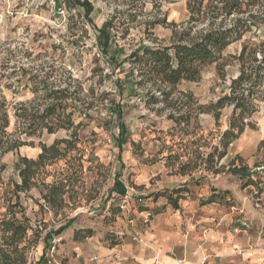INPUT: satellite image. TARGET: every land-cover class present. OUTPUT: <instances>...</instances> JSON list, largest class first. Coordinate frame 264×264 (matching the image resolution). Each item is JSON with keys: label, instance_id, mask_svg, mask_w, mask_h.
I'll list each match as a JSON object with an SVG mask.
<instances>
[{"label": "trees", "instance_id": "obj_1", "mask_svg": "<svg viewBox=\"0 0 264 264\" xmlns=\"http://www.w3.org/2000/svg\"><path fill=\"white\" fill-rule=\"evenodd\" d=\"M136 1L142 0H132L128 10L125 11L126 16L132 22L137 19V16L132 14L135 9L133 3ZM185 1L189 12V20L187 22L189 27L180 32L174 30L173 38L175 41L169 45H159V47L155 48L140 46L129 58L130 68L135 69V72H130L141 77L140 80L136 81L138 86L142 85L145 79H148L145 69H150L159 78L160 84L164 87L157 90H160L161 95L165 97V105L179 108L182 113H187L182 115L180 120H176L171 115L169 116V119L175 122L177 128L185 136L190 134L188 127L191 125V120L194 116H197V111L204 114L212 113L218 125L221 112H218L217 109L224 107L226 104H235V108H233L232 114L228 119L227 128L220 130L222 135L218 137V142L224 147V152L218 157L222 162L227 156L228 144L238 140L247 128H255L254 123H245V121L258 112L256 101L264 96L262 90L264 86V42L255 44V46H253L254 43L248 42L243 46L238 58L241 63V74L231 86L233 95L222 97L216 104L200 107L194 111L189 107V103L182 104L181 100L175 97L177 86L183 82H199L203 71L208 66L218 63L222 59L223 53L232 44L242 40L247 33L253 32L254 28L258 30V26L264 24V15L259 14V10L258 13H250L248 20L251 23L241 18V14L245 10L256 7L260 4V0H248L247 4L244 3V0ZM79 4L83 6L84 3L82 4L79 1ZM261 7L264 8V5H261ZM89 8L90 5L88 6ZM155 11L156 18L152 22L145 24L146 29L149 31L159 25H167L166 16L160 13V6H156ZM221 14L236 18L232 28L219 34L208 33L202 39L199 33L194 34L193 24H199L209 17L212 20L219 19ZM221 23L223 24V21ZM109 24L112 25V23H108L107 26ZM171 27L177 28L175 24H171ZM207 43L213 45L214 51L209 50ZM259 55L261 56L259 57ZM174 62L178 63L179 67L172 68ZM53 75V72L46 73L45 79L40 80L37 75H31L27 70H23L21 73V78L17 82L22 83L23 80H26L24 88L31 90L35 98L30 102L20 103L15 106L14 117L17 120L18 132L26 137H32L39 136L44 131L49 134H55L60 130H65L71 132L70 138L57 140L51 146L40 144V152L35 158L19 155L18 172L21 177L19 182L16 180L5 181L4 175L7 165L3 162V158L9 153H18L22 147L29 146V144L23 140L12 139V136L16 135L9 132L12 105L7 100L6 95L3 94V89H0V264H29L31 251L37 247L43 238L42 235L47 229L44 218L40 221L38 219L33 221L28 215V207L24 204V199L28 198L34 188L40 194V199L34 200L40 207V212H52L55 216L65 213L66 210L74 212L80 207L90 205L95 200V197L85 198V193L88 192L83 182L85 151L78 148L81 143L79 133L82 125L75 124L73 113L67 114L69 100L75 102V104L82 103L79 92L83 88L79 85L76 90L70 91L71 86L64 89L50 87L48 80ZM69 80H72L71 76ZM245 84L249 85L245 89L247 95L245 96L243 93L239 96L235 95L237 91L244 89ZM5 88L10 89L11 85H5ZM185 97L189 96L185 95ZM154 99L155 97H153ZM83 104L88 108L92 106V103L83 102ZM237 110H239V116L241 117L239 120L236 119ZM197 143L198 141L183 146L180 154L169 155L166 158L167 167L178 164L181 154L188 153L190 148L192 149V155L199 159L197 153L200 149L196 147ZM216 151V149H213L212 152L208 153L206 166L203 171L218 176L222 174L221 171L217 169L213 172L211 168L215 163ZM95 160L97 161V159ZM61 161L65 163V167L57 169L55 173H50L47 170L49 167L58 165ZM236 162L240 163V167H236ZM191 167L190 163H186L180 166L178 171L183 176L187 174ZM228 173L240 175L241 179H246L245 186L254 187L253 193L256 194V198L263 194L261 193V186H264V177L259 175L258 178L253 180L239 156L229 164ZM49 177H52V181L47 183ZM189 184L200 186L201 181L190 177L187 183L179 188L172 189V195L166 198L168 205L174 209H179V201L184 198V192H191V189L186 187ZM115 187L116 184L114 185ZM91 191L94 192V190ZM98 191L96 190L95 192L97 193ZM227 194L213 189L212 195L207 198V201L202 200L201 204L203 206L213 203L222 204L226 202ZM154 198L156 200L160 199V192L155 194ZM138 211L144 212L148 210L143 206H138ZM159 211L157 209L154 212L157 214ZM118 213H120V210H118ZM67 217L65 216V218ZM71 221V219L68 220L67 226L61 228L58 233L63 232ZM83 233H87L86 238L82 235ZM50 237L46 235L45 240L47 241ZM92 237H94V232L91 229H82L75 232L74 241L81 242ZM107 242L110 243V247H115L122 243L115 236H112Z\"/></svg>", "mask_w": 264, "mask_h": 264}, {"label": "rangeland", "instance_id": "obj_2", "mask_svg": "<svg viewBox=\"0 0 264 264\" xmlns=\"http://www.w3.org/2000/svg\"><path fill=\"white\" fill-rule=\"evenodd\" d=\"M79 1L82 2L83 6L79 4ZM32 7L29 9L27 15L33 16L34 19L32 24H29L24 27L23 31L25 33L32 32V38L29 41L30 43L36 45V50L34 52H25V59H31L32 56H36L38 59L42 55H46L44 52L45 45H40L39 41L48 39L53 40L54 37V29H51V25L49 21L55 22L57 19H66L69 21L68 24V32L71 33L73 39L69 41L73 48L82 49L79 53H73V55L77 56L79 63H87L88 60L85 59L90 58L91 61V76L96 75L97 73H101L105 71L102 63V58H107L104 63H107V72L108 79H111L113 75L116 76V86L119 89L120 95L123 97L125 92V86H128V91L130 94L137 95L135 92V88L138 86L137 82L132 80L133 74L130 71H125V65H128L129 68L130 56L138 50L140 46H149L145 44V40L151 41L152 44L159 45H169L175 41L173 38L174 28L171 27V24H175L177 27H180L182 24L189 20V12L187 10V5L185 0H170L165 3L174 4V5H182V8H173L170 11L164 12L163 7L159 3H154L153 8L156 6H160V13L166 16L167 25H159L161 29L160 33L157 34L156 28L152 31L146 29V23L152 22L145 21L142 33L138 35H133L137 31V21L139 17L144 14V9L147 7L145 3L142 1H136L133 3L135 7L132 14L137 16L135 22H132L125 11H123L120 15L119 20L117 21V17L115 15L112 16L111 19H93V14L96 12V7L94 6L93 0H45L44 3H40V0H30ZM56 2V6L54 5ZM90 5V10L88 6ZM21 7L19 2L17 3V8ZM77 8L82 9V11H75ZM64 13H68V15H63ZM108 23H112V25H108ZM117 25L119 27V34L117 35ZM20 26L17 25L16 28H13L12 31L15 32ZM47 27L50 31L53 32V35L50 36L48 33L43 31V28ZM2 28V26H0ZM35 29V31H33ZM169 29H173L171 34L169 35ZM104 33V34H103ZM252 36L255 38L253 40L252 37H248L247 33L245 37L232 44L222 55V59L215 64L208 66L202 73L201 79L199 82H183L177 86L176 98L181 100L182 104L189 103L194 111L200 107H207L212 104H216L222 97L226 96L225 89L221 87L225 81L230 80L228 84V88L231 89L232 83L237 80L241 74V63L238 60L243 46L250 42L255 43V41L259 40L261 33L259 30L256 32H250ZM246 37H248L246 39ZM130 40H135L139 45L135 50L131 51L129 54L125 55V44ZM243 41V43H242ZM107 42V43H106ZM264 41L255 44H261ZM47 47H50L51 53L59 54L61 56L67 55V49L62 43H51ZM261 55H259L260 57ZM239 62L238 74L232 71L235 69V63ZM48 71L46 73L53 72L54 75L58 71L55 67V63L47 64ZM23 70H27L26 68L20 69V74ZM43 71V67L41 68ZM45 73V74H46ZM15 75V73H13ZM89 76V79H91ZM70 78V77H69ZM76 77H72L71 79H75ZM218 78V79H217ZM26 80H23V87H25ZM49 81V80H48ZM18 83V82H17ZM98 83H103V77ZM21 84V83H18ZM10 86V85H9ZM83 88V85H80ZM70 87V86H69ZM68 87V88H69ZM264 92V86L262 88ZM70 91H73L70 88ZM93 96L96 95V90L94 88L89 89V94ZM110 93L104 92L99 96V100L102 102L104 99L109 97ZM189 96V97H185ZM214 96L215 100H208L206 104L200 103V98H207L208 96ZM7 100L12 105V119H11V127L9 132L12 134H16L18 132V124L17 120L14 117L15 106L20 103L30 102L34 100L35 95L31 92V90L24 88V94L21 95L19 89L13 91L12 87L8 89V94H6ZM13 98H15V102H13ZM87 103H92L91 107L82 106L77 108L75 102L69 100V107L67 108V114L73 113V121L76 125L81 124L82 127L80 129V140L78 148H81L85 151V164H84V173H83V182L85 184V188L88 191L85 193L86 197H95V200L90 204L94 205V202L97 198H100L101 203L97 207H102L106 213L109 215L103 216L102 224L104 227L109 226L114 222V213L115 216L119 215L123 218V211L119 207V203L112 199V194L115 192L119 196L129 197L126 193H124L123 187H120L122 184L120 180L125 182L123 179L127 177L129 183L128 186H133L136 188L135 183H132V178L136 176L135 171H125L127 169H135L141 166V162L137 160L138 156L141 157H150L152 161L157 159L156 156L150 155L147 151H145V144L149 140H151V146L155 148L156 144L164 141L165 136L164 133H167V140L164 144L163 150L159 152V157L166 161V158L169 155L180 154L181 149L185 145H190L193 142H196L200 139H203V136L200 133L203 131V125L199 124L198 121L201 116L204 115H213L212 113H199L197 116L191 120V125L188 127L189 135L185 136L184 133L177 128L175 122L169 119V116L163 121H153L151 124L150 131H142L139 137H132L130 133V128L134 127L135 118L128 110V106L126 104H120L116 101H110L111 108L109 111L114 116V119H109L106 115L97 117L91 111L96 106V100L85 101ZM264 102V101H262ZM230 105V104H228ZM233 111V109H232ZM163 110L161 109L156 114L157 116L161 115ZM198 113V111H197ZM260 113V109L258 108V112L254 115H258ZM232 114V113H231ZM196 115V114H195ZM79 117H85V119L89 122L97 121L95 129H91L89 131H84L88 129V124L85 122V119H79ZM223 113H221V117ZM231 115L224 117V123L221 124L219 120V126L216 123V129L225 130L228 126V119ZM142 118V117H141ZM213 119L216 121L215 116L213 115ZM169 121H171L175 127L169 128ZM217 122V121H216ZM158 124L162 125L159 127ZM255 124V128L252 133H256L260 127L264 126V118L258 120ZM103 131V135L101 132ZM63 132L65 135L63 137L58 136L57 134ZM180 133L183 134V138H181ZM71 132L60 130L55 134H49L44 131L39 136L27 137V139L23 140L27 142L29 146L22 147L20 151L9 153L4 156L3 162L7 165V173L10 169L12 172H18V160L20 156H26L28 158L37 157L40 152L39 145L44 144L46 146H51L57 140H64L70 138ZM213 133L211 131L204 132V135L211 136ZM25 136V135H23ZM249 136V135H248ZM254 136V135H253ZM26 137V136H25ZM47 141V142H45ZM192 147V146H191ZM261 153H264V141H261L258 145L257 153L253 157H258ZM73 155H75L73 153ZM239 155L233 156L231 162H233ZM243 162L244 166L247 167L248 172L251 174L252 178H258L261 175L260 172L253 173L251 171L252 168L259 169L262 164H264V160L252 158L247 161L239 156ZM93 159V160H92ZM97 159V161L95 160ZM146 161H145V165ZM65 167V163L63 161L59 162V164L47 168L50 173H55L57 169ZM165 168H168L166 163L164 164ZM236 167H240V163L236 162ZM228 172V170H227ZM232 174V173H231ZM233 175V174H232ZM236 176V175H233ZM240 176V175H239ZM5 181L15 180L14 176H5ZM147 183L143 187H139V191L143 188H151L153 186V179L160 180L161 177L156 176L154 178L146 177ZM241 179V177H240ZM197 180L203 181V176ZM243 182L246 179H241ZM52 181V177L47 179V183ZM103 181V196L101 197L100 191L98 190L96 185L100 184ZM116 187L114 188V185ZM201 186V185H200ZM198 186V187H200ZM91 190H94L92 192ZM113 190V192H112ZM151 197L154 198V194L150 193ZM33 198V199H32ZM138 198L147 199V197H142L138 195V197H133V200H137ZM40 199L39 191L31 192L28 195L27 199H24V204L28 207V215L29 217L35 221L38 219L39 221L44 218V222L47 224V229L43 233V238L40 243L37 245L35 249L31 251L29 264H76L77 263V254H71L69 251V247H65L63 241H65L66 236L72 230L74 226L79 228L83 227L84 229H91L94 232V237L98 238L101 243L107 242L108 239H111L112 236H115L114 233L106 232L103 236H97V229L93 226L95 225L96 218L94 216H89L88 214L93 211V208L90 205L85 207H80L78 210L71 212L66 210L65 213L60 214L59 216H55L52 212L41 213L40 207L35 203L34 200ZM42 203V201H41ZM34 206V207H33ZM138 208H135L137 210ZM120 210V213H118ZM125 211V210H124ZM65 216H68L65 218ZM76 218L75 220H73ZM87 218V219H84ZM72 220L68 227L61 233H58L59 230L65 226H67V221ZM83 225V226H82ZM46 235L51 236L47 241L45 240ZM63 239V241H58ZM56 248L55 256L51 257V250ZM72 259V261L70 260ZM76 261V262H75Z\"/></svg>", "mask_w": 264, "mask_h": 264}, {"label": "clouds", "instance_id": "obj_3", "mask_svg": "<svg viewBox=\"0 0 264 264\" xmlns=\"http://www.w3.org/2000/svg\"><path fill=\"white\" fill-rule=\"evenodd\" d=\"M18 2L21 5L19 8H17ZM44 2L45 0H40V3ZM131 2L132 0H93L94 6L96 7V12L93 14V19H111L112 16L115 15L118 21L121 13L130 6ZM143 3H145L147 7L144 9V14L141 15L137 21V31L133 33L134 36L142 33L145 21L154 20L156 18V11L153 8L154 3L161 4L164 12L170 11L173 8H182V5L165 3V0H143ZM244 3L247 4L248 0H244ZM261 5H264V0H260V4H258L256 7L245 10L241 14V18L251 23V21L248 20L250 13H258L259 10V14L264 15V8H262ZM31 7L32 5L30 0H0V26H2V28H0V89H3V94H8V89L5 88V85H11L13 91L19 89L20 94H24L23 83H17V80L21 78V68L28 69L31 75H37L40 80H44L45 73L48 71L47 64L54 62L58 71L48 81L50 87L64 89L71 86L72 90H76L79 85H83V90L79 92V95L82 98V103L77 104L76 107L79 108L84 106L83 102L85 101L96 100V106L91 111L97 117L106 115L109 119H114V116L109 111L112 106L110 101L114 100L117 103L126 104L128 106V110L135 118L134 127L130 128L129 130L132 137H139L142 131H150L153 121H163L169 115L173 116L176 120H180L182 115L187 114L186 112L182 113L179 108L167 107L165 105V97L161 95L160 90H157L164 86L160 84L159 78H157L150 69L144 70L148 79H145L142 85L135 88L137 95L130 94L128 91V86L126 85L123 97L120 95L119 89L116 86V76L113 75L111 79L107 78L109 75L107 72L108 65L107 63H104L107 58H102L105 71L91 76L90 58H85L88 60L87 63H79L77 56L73 55V53H79L82 51V49L73 48L69 43L73 37L67 30L69 21L66 19H57L55 22L49 21L51 29L55 30V38L53 40L44 39L39 41L40 45L46 46L44 48V52L47 53L46 55H42L39 59L36 56H32L31 59H25L24 53L30 51L34 52L37 47L36 45L29 42L32 38V32L30 31L25 33L23 31L25 26L32 24L33 22L35 10H33V16L30 17L27 15ZM75 11L80 12L82 9L77 8ZM63 15H68V13H64L62 16ZM161 15H163V13H161ZM184 19L185 23L174 29L176 32L183 31L189 27L186 22V17ZM221 21H223V24ZM235 22V17H227L226 14H221L219 19L212 20L211 17H209L204 19L203 22L199 24H193L192 28L195 30L194 34L199 33L200 38L202 39L208 33L219 34L225 32L227 29L232 28ZM17 25L20 27L17 29V31L13 32L12 29L16 28ZM258 30L261 35L259 40L255 41V43L264 41V24L259 25ZM33 31H35V29H33ZM43 31L48 33L50 36L53 35V32L47 27H44ZM160 31L161 29L159 26H157V34H159ZM172 31L173 29H169V35ZM256 31L257 29L254 28L253 33ZM116 34H119L118 25ZM248 37H252L253 40H255V38L252 36V33H249ZM248 37H246V39ZM51 43L64 44L68 54L61 56L59 54L51 53L50 47H47ZM144 43L153 48L159 47V44H152L149 40H145ZM255 43L253 46H255ZM138 46L139 45L135 40L126 42L124 54H129ZM207 47L209 50L214 51L213 45L211 43H207ZM234 63L235 69L232 71L238 74V69L240 67L239 62L237 61ZM42 67L43 71H41ZM177 67H179V64L174 62L172 64V68ZM130 70L135 72V69H131L128 65H125V71L127 72ZM13 73H15V75H13ZM70 76L76 78L69 80ZM89 76H91V79H89ZM102 77L103 83H98ZM140 79L141 77L138 75H133L132 77L134 82ZM229 83L230 80L225 81L221 87L225 89V94L233 95L232 90L228 88ZM248 87L249 85L245 84L244 89L237 91L235 95L239 96L243 93L246 96L247 93L245 89ZM90 88H94L96 90L95 96L89 94ZM104 92H108L110 95L107 99H104L101 102L99 100V96ZM153 97H155L154 100ZM208 100H215V97L211 95L206 99L202 97L200 98L199 102L206 104ZM262 101H264V96L260 97L256 101V106L260 109V113L256 116H251L249 120L245 121V123H256L261 118H264V102ZM13 102H15V98H13ZM233 108H235V104H226L224 107L217 109L218 112L223 113V116L220 120L221 124L224 123L225 116L231 115ZM161 109L163 112L161 115L157 116L156 113ZM79 119H85V117L78 116V120ZM236 119H241L239 116V110H237ZM85 122L88 124V129H85L84 131H89L91 129H95L97 123L100 121L97 120L89 122L85 119ZM198 123L203 125V131L200 133V135L203 136V139L198 140L196 145V147L200 149V151L197 153L199 159L192 155V149L190 148L188 153L181 154L178 164H174L173 166L165 168L164 164L166 161L159 157V152L163 150L164 144L167 140V133L165 132V140L157 143L155 148L151 146L150 138L145 144V151L150 153V155L157 157L155 161H152L150 157L146 158L138 156L137 160L141 162V166L135 169L125 170L136 172V176L132 178V183L135 184H146L147 180L145 177H161L160 180L153 179V186L151 188L145 187L139 191L138 195L147 197V199L139 201V204L151 207L153 205V200L150 193L157 191L160 192V200L166 202V198L172 195V189L180 187L183 182L190 177L199 179L201 175H203L204 179L199 188H197L194 184H189L186 186L187 188L191 189L190 193L188 191L184 192V195L188 197L189 206L187 207V210L193 211V209L190 207L192 204H195L198 210V206L201 203L200 197L203 196L205 201H207V198L212 194L209 192V188L213 184L232 188V197L234 198L235 203L238 205V211H242L244 213V216L238 221V223L240 226L248 229V232L244 233L242 236L243 248L240 252V255L242 256L243 253L247 251H259L264 253V238H262L264 237V194L259 195L258 199H254L253 197L256 196L255 193L240 191L241 184L243 183V181L240 179V176H233L231 173L226 171L227 165L231 162L232 157L240 146V141L234 140L228 144L227 156L225 157V160L221 162L218 157L224 152V147H222L218 142V137H220L222 133L216 129L217 122L213 119V115L201 116ZM159 127H162V125L158 124L157 130H159ZM173 127H175V125L169 121V128ZM207 131H211L213 134L211 136L204 135V132ZM103 134L104 133L102 131L101 135ZM57 135L63 137L65 133L60 132ZM180 135L181 138H183V134L180 133ZM248 135H254L257 140L264 139V126L260 127L259 130L254 134L249 129ZM12 139L22 141L27 139V137L17 132L16 135L12 136ZM213 149H216L217 151L214 157L215 163L211 166V168L213 172L219 169L222 173L220 177H216L203 171L206 166L208 153L212 152ZM253 158L264 160V153H261L258 157ZM145 161L147 166H144ZM186 163H190L192 167L187 171L186 175L181 176L178 168ZM251 171L253 173L260 172L262 177H264V164H262L259 169L252 168ZM9 175L14 176L17 182H19L21 179L19 172H12L11 169L5 173L6 177ZM123 179L125 180V185L127 186L129 183L127 177H124ZM228 180H231L232 184H227L226 182ZM96 188L100 191L102 197L103 181L96 185ZM165 189L168 191H164ZM32 191L36 192V189L34 188ZM261 193H264V186H261ZM112 199L117 201L121 207L125 208L123 218H121L119 215H116L114 217V222L109 226L104 227L102 224L103 216L109 214L106 213L102 207H97L101 203L100 198H97L94 202V205H90V207L93 208V211L88 214L89 216H94L96 218V224L88 226H93L97 229L98 237L103 236V234L106 232L114 233L117 240L134 244L137 253L143 255L145 243L150 240V237L147 235V233L151 232V229L146 227L148 223L147 217H142L139 212H135L137 201L132 199L131 193L129 197L126 198L119 196L114 192L112 194ZM77 203H79V201H77ZM181 203L183 204L184 202L181 201ZM130 216L133 218L130 219ZM257 218L259 222H256ZM231 223V218L227 215H223L221 223L215 225V227L218 232L223 231L225 232V235H227L226 229ZM249 232L251 235L248 234ZM82 235L85 238L87 237V233H83ZM159 235L160 234L158 232L157 236ZM191 243L195 248L193 256L199 255V250L202 246H206L209 248V250L212 248V244L207 240L204 241L203 244L198 242L195 239V234H193ZM89 244H91L93 247H98V244L93 243L92 241H89ZM153 245L156 247L161 246L160 241H152L148 247H152ZM119 251H123V249ZM149 255H151V253H149ZM238 264H242V261H238Z\"/></svg>", "mask_w": 264, "mask_h": 264}, {"label": "crops", "instance_id": "obj_4", "mask_svg": "<svg viewBox=\"0 0 264 264\" xmlns=\"http://www.w3.org/2000/svg\"><path fill=\"white\" fill-rule=\"evenodd\" d=\"M248 130L249 128L238 139L240 146L234 154V156L239 155L247 161L253 158L257 153L258 145L261 141H264V139L257 140L255 136H248ZM250 130L251 132L253 131V129ZM229 164L226 171L229 169ZM254 179L256 178L253 177ZM188 181L189 179L185 180L183 184ZM120 182L122 183L120 187H123L124 193L127 195L131 193L136 198L138 197L139 187L146 185L135 184L136 188H134L133 186H126L122 180ZM245 182L241 184L240 191L253 193L254 187H246ZM226 183L232 184V181L228 180ZM196 187L199 188L198 186ZM213 189L217 190V192L228 193L226 197L227 203H213L204 206L200 203L198 210L197 206L192 204L190 207L193 211H188V197L184 195V198L179 201V209H174L168 205L167 200L164 202L152 197L153 205L151 207L140 205L148 211L139 212L137 209L135 212H139L142 217H147L148 223L146 227L151 229V232L147 233L150 240L145 243L143 255L137 253L134 244L123 241L115 247H110L105 242L101 243L96 237L75 242V232L84 229L83 227L74 226L66 236L65 241L63 239L61 241H63L65 247H69L71 254H77L76 264H238V261H242V264H264V253L259 251H247L242 256L240 255L243 248L242 236L248 232V229L238 223L244 213L238 211V205L232 197V188L213 184L210 186L209 192L212 193ZM157 193L159 191L152 194L155 195ZM253 198L258 199L255 196ZM200 200H205V198L201 196ZM181 201L184 203L182 204ZM157 209L160 211L155 214L154 211ZM124 213L125 211L122 216ZM223 215H227L232 220V223L227 226V235L223 231L218 232L215 227V225L221 223ZM129 218L133 217L130 216ZM256 222H259L258 218ZM158 232L159 236H157ZM193 234H195V239L201 244L206 240L209 241L212 244L211 250L206 246H202L199 250V255L193 256L195 251L191 243ZM248 234L251 235L250 232ZM89 241L98 244V247H93L89 244ZM152 241H160L161 246L156 247L153 245L148 247ZM121 249L123 251H119ZM70 260L72 261V259Z\"/></svg>", "mask_w": 264, "mask_h": 264}, {"label": "built area", "instance_id": "obj_5", "mask_svg": "<svg viewBox=\"0 0 264 264\" xmlns=\"http://www.w3.org/2000/svg\"><path fill=\"white\" fill-rule=\"evenodd\" d=\"M54 5L56 6V2H54ZM144 198H138L136 201H137V207L136 208H138V206H140V205H142V204H139V201H141V200H143ZM120 208H121V210L124 212V210H125V208H123V207H121L120 206ZM59 242L61 241V240H58ZM55 251H56V248H53L52 250H51V257H54L55 256Z\"/></svg>", "mask_w": 264, "mask_h": 264}]
</instances>
